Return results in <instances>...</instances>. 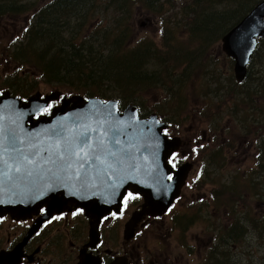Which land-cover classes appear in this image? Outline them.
Listing matches in <instances>:
<instances>
[{"label":"rangeland","instance_id":"obj_1","mask_svg":"<svg viewBox=\"0 0 264 264\" xmlns=\"http://www.w3.org/2000/svg\"><path fill=\"white\" fill-rule=\"evenodd\" d=\"M175 17L177 18L174 22L177 39L183 40L187 50L197 47L189 40V32L184 27L181 16ZM168 19V16L161 19L146 15L144 12L137 13L135 17L136 42L141 43L149 38L161 46L163 37L167 36L165 24ZM187 21L188 26L195 25L189 19ZM26 24L27 17L0 19V90H10L11 93L22 95L21 97L24 98L37 91L43 96L55 90L61 91L62 95L70 94L71 89L68 86L62 87L46 82L35 68L32 67L23 72V68L16 67L11 62V58L8 57L11 53L9 47L20 42ZM225 33L219 38L218 34L215 37H205L208 42L204 51L199 50L200 56L198 57V59L204 57L205 64L199 69L198 74L191 77L192 80L197 79L193 85L184 90V97L188 94L187 105L185 98L184 103L180 105L179 97L175 98L170 91L168 93L164 89L134 93L133 90L116 88L109 83L101 84L103 90L107 89L106 95H112L110 98L118 97L123 101L130 99L129 102L124 103V106L137 104L143 115L156 112L169 121L176 120L179 123L177 128L169 126V138L179 139V146L175 151L176 156L180 158L177 160L178 167L182 163H190L187 173L190 186L187 184L182 189L183 198L177 203L174 218L170 215L157 220L155 217H146L145 214L137 216L138 220L134 221L133 236L125 239V225L132 220L133 214L140 209L143 203L137 196H131L130 207L124 218L109 227L105 224L102 231L103 243L98 249L99 252L104 253L111 250L115 253L122 250L127 252L133 261L140 260L141 263L158 254L168 258L171 263L177 264L176 260L184 253L180 245L181 239L184 238L181 231L182 226L175 224L179 217L191 219L190 230L192 231L189 241L197 250L202 247L205 250L207 244L208 249L214 251L208 255L215 254L221 234L226 232L227 225L232 221H239L240 218H245L249 214L253 216L258 212L264 223V206L262 205L264 192L258 194L247 177L257 175L261 156L258 158L256 153L260 141L257 142L255 137L264 133L263 121H257V118L263 117L264 114L255 109L250 113L248 107L249 104L263 106L264 97L261 96L262 92L257 91L249 101V97L237 94L239 91L231 87L230 81L235 82L236 78L234 61L230 60L221 47V39ZM263 50L264 44L259 48L260 55H255L249 65V72L253 73L249 77L253 84L252 90L257 88V80L254 81L252 77H256L259 81H262L264 77ZM101 54L104 52L95 49L89 55H93L94 58ZM83 56L88 57L86 54ZM207 71L208 75H205ZM18 78L20 80H17ZM19 84L24 87L17 90L15 85ZM207 88L210 90L208 95L204 94ZM230 91L234 93V100L228 102ZM247 101L249 104L243 103ZM238 107L241 110L238 111ZM243 119H248V121L245 120V125L242 124ZM261 139H264V135ZM251 141H253L252 145ZM205 146L206 148L202 150ZM223 146L224 151L221 149ZM238 146L245 150L244 154H241ZM250 147L253 149L248 151ZM201 174L203 175L200 176ZM232 181L243 185L238 194L225 193L223 190V187L230 186ZM221 182L223 187L218 186ZM260 182L264 183V178ZM257 201L261 203L259 208ZM68 213L71 212L68 210ZM86 218L88 219L80 214L73 220L69 218L72 229L77 231L76 237L66 235V230L71 229V227L68 228L66 221L61 225L66 223L67 227L62 226L61 230H57L56 226L51 228L47 234L51 238L61 234L62 238L66 235V245L73 242L74 248L82 247L88 243L86 236L89 232V225ZM138 230L142 231L141 235H137ZM236 243L239 244L234 246L232 242L228 247L230 249L234 247L230 251L232 261L243 258L241 264H264V234L261 237L258 228L249 225L244 236ZM245 250L247 254H250L249 257L247 254L243 255ZM213 257H209L208 261L212 263Z\"/></svg>","mask_w":264,"mask_h":264},{"label":"water","instance_id":"obj_2","mask_svg":"<svg viewBox=\"0 0 264 264\" xmlns=\"http://www.w3.org/2000/svg\"><path fill=\"white\" fill-rule=\"evenodd\" d=\"M260 38L264 0L222 36L237 80L246 77ZM155 115L142 118L135 105L121 113L117 100L80 93L0 92V216L26 218L46 207L47 218L79 207L99 219L119 211L128 190L143 195L145 212L162 214L179 196L190 164L177 171L169 165L179 140L167 138L168 125ZM91 222L93 239L98 226Z\"/></svg>","mask_w":264,"mask_h":264},{"label":"trees","instance_id":"obj_3","mask_svg":"<svg viewBox=\"0 0 264 264\" xmlns=\"http://www.w3.org/2000/svg\"><path fill=\"white\" fill-rule=\"evenodd\" d=\"M259 1L0 0V19L27 17L20 42L10 46L11 53L8 54L11 62L23 68L24 72L33 67L48 83L68 86L74 93L103 98L112 95H106L107 89L101 88L102 83L133 90L134 93L164 89L175 98L179 97L180 105L185 98L187 105L188 94L184 97V90L193 85L197 79L192 80L191 77L198 74L205 64L204 57L198 59L199 50L204 51L208 42L205 37L218 34L219 38ZM141 12L161 19L168 16L165 24L167 36L163 37L161 46L149 38L141 43L136 42L135 17ZM175 16H181L189 32V40L197 47L187 50L183 40L177 39ZM187 19L195 25L188 26ZM263 44L264 40H261L260 46ZM259 48L255 55H260ZM95 49L104 54L93 58L89 54ZM252 74L250 72L249 77ZM205 75H208V71ZM252 79L257 80V88L252 90L253 84L248 78L245 90L249 101L257 91L262 92L261 96L264 97V77L262 81L256 77ZM23 87L15 85L17 90ZM209 93L207 88L204 94ZM229 93L228 102L233 100L234 95L232 91ZM120 100L123 104L130 101ZM252 106L264 114V105L250 104ZM259 118L264 121V116ZM262 151L264 154V149ZM262 159L258 173L264 172V157ZM260 183L256 181L255 186ZM252 226L257 228L258 223ZM232 227L240 240L246 230L239 221Z\"/></svg>","mask_w":264,"mask_h":264},{"label":"flooded vegetation","instance_id":"obj_4","mask_svg":"<svg viewBox=\"0 0 264 264\" xmlns=\"http://www.w3.org/2000/svg\"><path fill=\"white\" fill-rule=\"evenodd\" d=\"M230 60L234 61L232 58H230ZM247 82L248 80L240 84L246 85ZM257 121L260 122L259 120ZM169 123L170 126L175 128H177L179 125L176 120L170 121ZM262 123H264V121ZM262 135H264V133ZM262 135L259 134L258 137H262ZM252 142L253 141H251V145ZM204 148H206V146L202 147V150ZM221 149L223 150L224 146ZM252 149L253 148L250 147L248 151H251ZM239 151H241V154L245 153V150H242L241 147L239 148ZM248 155L249 153L247 156ZM174 158L180 160V158L176 155ZM256 176L252 177L251 181H254ZM188 186H190V184ZM218 186L223 187L222 182L219 183ZM242 187L243 185L240 184V188ZM233 188L239 190L238 187H235L234 183L230 186H224L223 190L225 193H229L231 192L229 190ZM257 192L258 194L264 192V183L261 182L259 186H257ZM181 198H183L182 191L180 196L177 198L175 205L168 212V214L173 216V218L178 207L177 203L179 200H181ZM129 200H131V194L127 196L125 204L123 208H121L120 212L115 213V211H112L111 213L104 216V218H101L100 224L99 222L97 224L100 225V229L102 231L105 228V224H107V227H109L115 225L119 220L124 218V215L130 207ZM41 212L42 210H40V213ZM70 212L71 213H68V211L65 210L62 213H55L41 221H39L38 215H31L24 219L14 218L11 216V214L0 217V264H173L168 258L158 254L153 255L151 258L141 263L140 260L133 261V259L128 256L127 252H123L122 250L116 251L115 253H113L111 250H107L106 252L101 253L99 250L92 247H87L84 249L85 244L82 247L78 246L75 248L73 247V242H71L69 245H66L65 236L67 234L69 237H76L77 235V231L73 230L72 225H70L69 218L73 220L77 218L79 214L84 215L83 212L79 211ZM86 220L90 226V220L87 218ZM64 221L67 222L68 228L71 227V229L66 230V235L62 238V234L53 238L49 237L47 232L51 230V228L57 226V230H61L62 226L67 227L66 223L61 225ZM190 222L191 219L189 217H186L185 219L179 217L175 221V224L182 226L181 231L184 235V238H182L180 242V245L184 249V253L179 257L178 260H176V262H178L177 264H241L243 258L232 261V256L230 253L231 249L228 248L232 242L234 243V246L239 244L236 243L239 239H237L234 227L221 234L219 238V246L215 254L208 255V253L212 254L214 251H212V249H208L207 244L205 245V250H203V247L200 250H197L196 247L189 241L192 231L190 230ZM248 223L251 225L255 222L248 221ZM261 227L262 224H259L257 227L259 231H261ZM243 228L247 231V227ZM141 234L142 231L138 230L137 235ZM86 237H89V233ZM124 238L127 239L125 230ZM246 254L247 251L245 250L243 255ZM247 256L249 257L250 254L248 253ZM209 257H213L212 263L208 261ZM124 258H127V261H123Z\"/></svg>","mask_w":264,"mask_h":264},{"label":"bare ground","instance_id":"obj_5","mask_svg":"<svg viewBox=\"0 0 264 264\" xmlns=\"http://www.w3.org/2000/svg\"><path fill=\"white\" fill-rule=\"evenodd\" d=\"M232 88H234L235 90H238L239 92H237V94H244V96L245 97H248V95L246 94V90H245V85L244 84H240V82H238L237 80L235 81V82H233L232 81ZM233 100H234V95H233ZM249 101H247V102H243V103H247V104H249L248 103ZM249 107H250V104H249ZM250 109V113L255 109V110H257V108L255 107V106H252V107H250L249 108ZM239 110H241L239 107H238V111ZM257 120H259V121H261L260 120V118L258 117L257 118ZM259 175V176H258ZM258 175L256 176V178H255V180L254 181H251L250 180V183H252V187L254 188V190L257 192V186H255L256 185V181H261L263 178H264V172H260V173H258ZM234 183V185H235V187H238L239 188V190H237L236 188H233V189H230L229 191H231V192H234V194H238L241 190H242V188H240V183H238V182H233L232 181V184ZM236 192V193H235ZM258 193V192H257ZM241 221H244V223H241ZM249 222H250V220H248ZM248 221H247V219L246 218H240V220H239V222H240V224H242V226L243 227H249V223H248ZM238 222V221H237ZM236 222V223H237ZM252 225V224H251ZM258 226H259V224H258ZM260 234H261V237L263 236V234H264V227L262 226L261 227V231H260ZM244 236V235H243ZM242 236V237H243ZM240 241V240H239ZM239 241H237V242H239Z\"/></svg>","mask_w":264,"mask_h":264},{"label":"snow or ice","instance_id":"obj_6","mask_svg":"<svg viewBox=\"0 0 264 264\" xmlns=\"http://www.w3.org/2000/svg\"><path fill=\"white\" fill-rule=\"evenodd\" d=\"M17 171H19V169H17Z\"/></svg>","mask_w":264,"mask_h":264}]
</instances>
